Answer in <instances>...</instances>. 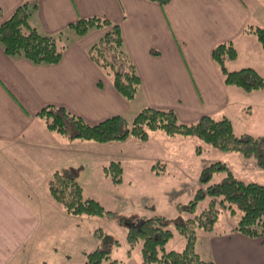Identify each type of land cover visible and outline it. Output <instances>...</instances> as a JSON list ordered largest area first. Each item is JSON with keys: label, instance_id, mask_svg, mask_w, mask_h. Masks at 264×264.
<instances>
[{"label": "crops", "instance_id": "0c3cea01", "mask_svg": "<svg viewBox=\"0 0 264 264\" xmlns=\"http://www.w3.org/2000/svg\"><path fill=\"white\" fill-rule=\"evenodd\" d=\"M21 3L0 0V24ZM88 16L120 25L124 50L141 80L140 90L127 101L90 60L87 49L105 29H92L74 39L57 64L34 65L7 56L0 46V264H48L47 258L52 262L67 258L56 247L54 233L47 234L53 225L57 229L58 217L67 220V214L48 208L50 203L37 196L34 184L10 161L17 158L36 169L30 154L23 153L26 150L54 159L77 144L58 142L54 132L36 118L42 107L62 106L88 124L118 114L132 118L142 107L151 106L173 110L183 123L210 115L227 117L233 125L232 115L256 92L225 85L211 51L217 43L232 42L238 56L228 63L230 70L255 67L250 62L264 59L257 40L244 32L246 26L264 25V0H170L165 7L148 0H39L31 22L40 32L53 35ZM156 135L165 140L163 134L151 132L141 142L150 143ZM239 159L240 176L256 169L251 158ZM162 162L155 158L149 166ZM50 174L45 175L46 182ZM234 225L228 222L210 231L197 230L199 256L216 264H264V237H248L234 230Z\"/></svg>", "mask_w": 264, "mask_h": 264}, {"label": "trees", "instance_id": "16d2710c", "mask_svg": "<svg viewBox=\"0 0 264 264\" xmlns=\"http://www.w3.org/2000/svg\"><path fill=\"white\" fill-rule=\"evenodd\" d=\"M39 0H22L12 14L0 24V46L3 52L13 58H24L34 65L57 64L63 51L73 42L92 29H105V32L87 49L90 60L110 79L114 89L127 101H132L141 87V80L135 66L125 52L121 28L118 23L99 17H80L70 22L56 34L47 35L31 22V16ZM165 7L170 0H148ZM244 32L252 35L264 53V25L246 26ZM152 54H157L155 50ZM223 82L245 93L264 89V77L253 67L228 69L238 52L232 42L217 43L211 51ZM100 85V83H98ZM49 131L65 136L69 140L79 139L107 143L125 141L133 137L145 142L151 132L160 131L167 136L193 137L202 143L223 152H236L244 158H251L257 167L264 169V138L248 133L237 135L232 122L227 117L214 118L202 115L192 123L178 120L171 109L142 107L130 122L120 114L110 116L96 124H88L81 117L67 111L62 106L46 105L37 113ZM201 147H196L200 153ZM122 168L118 161H110L103 166L105 176L114 182L121 181ZM224 173L217 183H209L213 175ZM199 187L195 190L185 210L192 216L181 222H170L162 216L152 215L138 223L128 225L126 242L133 247L141 244L142 264H216L203 259L195 246L197 230L210 231L222 209H237L240 216L233 229L248 237H264V184L246 182L239 179L221 161H214L202 167L198 176ZM48 191L67 215H87L114 217L105 211L94 199L83 196L81 186L72 175L55 170L48 181ZM208 198V204L196 213L197 204ZM234 207V209H233ZM183 237L180 250H166L165 245L173 231ZM83 264H124L112 258L109 251L96 248L86 251Z\"/></svg>", "mask_w": 264, "mask_h": 264}, {"label": "rangeland", "instance_id": "374dc122", "mask_svg": "<svg viewBox=\"0 0 264 264\" xmlns=\"http://www.w3.org/2000/svg\"><path fill=\"white\" fill-rule=\"evenodd\" d=\"M260 56L264 58L263 53ZM263 60L250 62V64L255 65L264 77ZM249 96H251L250 101L242 102L241 111H236L231 117L234 132L240 135L243 131L264 138V89L253 92ZM132 118H126L127 122H130ZM51 134L57 136L60 144L69 142L65 136L55 132ZM153 134L163 133L155 131ZM162 136L165 140L157 138L158 135H156L153 136L154 141L147 144L136 141L137 139L133 137L123 142L107 143L74 139L73 142L77 144L75 143V146L68 151L58 152L54 159H45L39 151L26 150L23 153L30 154L36 169L27 168L23 162H18L17 158L10 159L25 180L34 184L39 191L37 196L39 195L43 200L45 198L50 203L48 208H52L53 211L56 208L60 212L62 208L52 198L47 189L48 181L44 179L48 171H51L50 180L52 173L57 170L72 175L81 186L84 197L96 200L105 211L114 213L112 218L106 215H67V220L58 217L57 229L53 225V229L47 234L54 233L56 247L59 251L66 253L67 258L59 262L57 260L52 262L47 258L48 264H83V253L96 248L109 251L110 257L124 264H142L141 244L131 247L126 242L128 225L136 224L144 217L159 215L170 222L169 228H173L174 222H181L192 216L184 208L199 187L200 170L211 162L225 163L243 181L264 184V169L259 167L254 168L249 175L240 176L238 160L241 155L239 153L220 151L193 137H170L165 134ZM198 146L201 147L200 153L196 152ZM155 158L162 159L164 162L152 168L149 165ZM26 161L33 162L28 159ZM110 161H118L121 165L120 182L112 181L103 173V166ZM0 163L3 162L0 161ZM223 176L224 173H216L209 183H217ZM32 204L36 206L35 200H32ZM207 204L208 198L200 201L197 204L196 213H199ZM239 216L240 212L237 209L233 212L229 208L222 209L214 227L227 225L228 222L236 223ZM63 227L66 228L64 232H62ZM183 244L182 235L174 230L165 249L180 250Z\"/></svg>", "mask_w": 264, "mask_h": 264}]
</instances>
